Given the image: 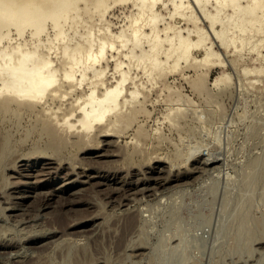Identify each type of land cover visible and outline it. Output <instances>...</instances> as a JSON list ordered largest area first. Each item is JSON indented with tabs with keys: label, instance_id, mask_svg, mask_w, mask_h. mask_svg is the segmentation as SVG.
<instances>
[{
	"label": "rangeland",
	"instance_id": "1",
	"mask_svg": "<svg viewBox=\"0 0 264 264\" xmlns=\"http://www.w3.org/2000/svg\"><path fill=\"white\" fill-rule=\"evenodd\" d=\"M132 10H134V12ZM131 12H133V13L131 14ZM135 12H136V10L134 9L132 4H128V5L127 4H123V5L117 4V5H113V7L106 14V20L107 21L109 20L108 22L100 21V18H98V16H95L94 17L95 19L93 18L94 20L89 19V16H85V18H87L86 20H90L89 21L90 22L89 27L91 26L90 28L94 29L95 32H97L98 34L100 33V32H98V30L100 29L99 27L101 26V29H102L107 25V23H112L113 24V26L111 25L112 30L114 32H119L123 27H125L129 23L130 17L133 14H135ZM164 13L167 15V11H164ZM167 20L171 21V19H169V17ZM176 21H179V20L177 19ZM51 25H52L51 22H49L48 23V31H47L48 33L43 35L44 40H46L49 35L51 38H54L55 31L51 27ZM70 25L67 26V29H68V31H72L69 33H72V35H73L74 30H73V28H70ZM80 29L79 30L81 33H84L87 30L86 26L84 27V25ZM12 33H13L12 38H14V39L12 40L11 44L12 43L16 44L20 41L24 43V40H26L25 42H27V43L29 42L28 46H30V47L33 46L35 38H32V36H31V29H29V28L26 29V32L24 34L25 37L24 36L20 37L17 34L15 29H14V31H12ZM79 38H80L79 35L76 36L77 40ZM216 46H217V44H216ZM217 49H219L220 52L227 54L225 49L222 50L219 46H217ZM262 49L263 48H261L260 51H263ZM233 50L234 49L232 48L230 51L231 53H229V55L228 54L226 55L227 60H232L235 58L238 60L237 64H240L239 66H243L245 64L249 65L250 67L260 66V62H259L260 60H257V59H259V55H258V52L256 50H251V49L245 50L244 56L242 59L240 58L239 55L233 53ZM113 53H115V55H117L116 52H109L108 53V58L110 60L112 59L111 55ZM194 53H195V55L197 53L196 56H198V57L203 56V54L201 52L199 53L198 51H195ZM54 55H56V54H52V57H53V59L56 60L57 57ZM58 64H60V61H58ZM182 66L183 67H181V69L179 71H177L176 73L175 72H172L171 74L168 73V76L162 78L161 81L159 80L158 82H160V84L159 85L157 84L156 86L151 85L152 84L151 81L149 79L147 80V77L144 76V71L142 69H137V68L133 69V75L137 76L138 82H143L144 86H146L145 89H148V90H145V89L143 90L145 95L148 97L147 101L149 103H147V102L145 103V106H147L148 108H146L144 106L145 110L146 109L147 110L145 112H141V115L138 113L139 115H137L135 117L136 119H134V122H132L131 126H129L130 128L129 129L124 128L122 131L123 133L122 132L118 133L120 137L116 136V137L106 138V137H99L98 136V138H97L96 135H95V137H93V135H92L90 139H85V141L86 140L87 141L83 142V144L85 143L86 147L85 146L83 147L82 146L83 144H81V145L76 144L75 141H72V140H75L76 138L73 136L70 137V135H66V134L62 135L64 138L63 144L59 145L57 143H53L51 141V139L48 138L49 137L48 134L44 131L42 132L43 122L46 120L49 122L53 121V113H51L53 111L51 109H53L54 111L57 110L59 105H61L60 101H54V102L50 101L47 104L45 102H42V104L36 105V108L34 109L35 112L34 111H30V112L28 111L27 112V110H22L23 112L22 111H19V112L10 111L8 113H0V169H2V171H3L2 172L0 170V190H1L0 191V214L2 212V214L0 215V225H1L0 226V237H2V239H0V246H1L0 247V255L2 254V252L7 253V254H5V256L4 255L0 256V260H2V262H3V263L0 262V264H91V263H89V260L92 261V263L94 261V264H102V263L105 264V262H106V264H109L110 262H111L110 264H113V263L116 264V262H119V261H120L119 262L120 264H127V261L129 264H135L134 260H136V262L138 261L137 264H149V263L153 264L151 262H155V264H160V261H161V264H169V263L170 264H185V263L188 264V262H191L193 260V258L197 263L200 262L201 264H203V261L207 260V261H205V264H210V262L211 263L214 262V258L217 259V257H218L217 254L218 255L221 254L220 258L218 257V259L216 260V261H219V264H223V262H224V264H227L226 261H228V264L236 263V261L238 259L241 260V263L238 261L237 264H264V238H263V241L261 239L263 236L262 234H264V230H263V228H264V197H263L264 196V192H263V190H264V179H263L264 178V162L262 160V159H264V155H263L264 154V88H260L258 90L257 88H253V86H249L248 84H246L245 81L243 82L244 86H243V83H242V85H239L240 83L237 82V81H239L238 80V72H237L235 67L228 66V68H227V67L215 66V67H212V70L210 69V72H209V74H210L209 75V88L211 90L210 93L212 92L211 93L212 96H213V94L215 95L213 97L215 99H213L212 97L208 96V93L207 94L206 93L201 94L198 91L195 92V90L192 89L193 87L191 86L192 81L195 78H197V76H198L197 74L202 73V71H204V70L197 69L195 66L190 65V64L189 65L183 64ZM114 70H115V64L111 60L110 70L108 71L109 72L108 79L110 82L112 80L114 81V77H115V74H114L115 71ZM225 70L230 71L234 75V84H233V86H231L232 88L231 87L228 89L226 88V90H227L226 91V90H220V89L212 87L211 83H210L211 80H214L218 75L223 73V71H225ZM139 79H140V81H139ZM189 83H191V84H189ZM168 85H170V86H168ZM241 86H243V87H241ZM155 87H157V88H155ZM150 88H152V89H150ZM163 88H166V89H163ZM82 89L77 90L76 94L81 95L83 93V91L87 92L89 90L87 83L83 85ZM149 89H150V91H149ZM179 90H181L180 91L181 94L186 96V100L188 101V103L192 102L191 106L181 105V102L175 101L177 99V94L179 93ZM174 91H175V94L177 91H178V93L175 95ZM220 91L222 93H220ZM223 91H225L226 93ZM171 92H173V93H171ZM171 96L174 99H171L170 98ZM149 97L151 99H149ZM207 97L209 98V100ZM67 98L68 99L63 101V103L65 104V106H64L65 110L68 109V107H70V103L72 100V97H67ZM210 98H212V99L210 100ZM140 100L142 101L143 97H141ZM172 100H174V101H172ZM66 102H68V103H66ZM54 103H55V105H54ZM194 104H195V106H193ZM42 106H45V107H42ZM48 107H50V108L52 107V108L48 109ZM64 107H62V111H64ZM169 108H172V109H169ZM176 108L182 109L184 113L189 114V115L184 116L185 115L184 114L183 115L184 117L180 116L179 118L181 120H179V118H177L176 119L177 124H176V122H173V124H172V121L167 118V115L169 113H171L172 111H174V112L178 111ZM184 108H186V110ZM197 108L201 111H199ZM42 109H44V110H42ZM190 109H191V111H190ZM194 109L196 111H198L197 114H196ZM189 111H190V113H189ZM207 111L211 112L212 115H210V113L207 114ZM214 111H216V113ZM191 112H192V114H191ZM143 114H146V115H143ZM218 114H219V116H218ZM50 115H52V116H50ZM199 115H202L204 117H202L200 119ZM192 116L194 118L197 117V119L194 120ZM214 116H216V118ZM221 117H222V119H221L222 122H220V120H218V118H221ZM184 118H189V119L185 120ZM209 118L210 119L212 118V119L210 120ZM191 119H193V120H191ZM204 119L209 120L208 122L212 125V128L210 127V124H208V122H206L207 120H205L203 122ZM224 119H226V123H225ZM230 120H231V122H230ZM215 121H217V122L219 121L220 123L216 124ZM178 122H179V124H178ZM203 123H205V126L203 125ZM228 124H229V128L227 129ZM141 125L144 126V128ZM172 125H174V126L172 127ZM184 125H188V126L184 127ZM201 125H203V126H201ZM189 126L191 127V129L194 126H196V128L192 129L193 131L191 132V129ZM182 127H184V128H182ZM140 128H141V132L143 131L142 129H145V131H147L148 133L146 132V134H144L145 132H142V133L139 132L140 130H138V129H140ZM198 128L202 129V130H199ZM215 128L217 130L216 132H215ZM169 129L174 133L170 132ZM179 129H181V130H179ZM182 129H184V130H182ZM211 129H213V130H211ZM125 130H127V131H125ZM159 130H162L163 132L159 133L158 132ZM194 130H195V133H197V135L192 134V133H194ZM198 130H199V132H198ZM232 130H233V135H232ZM137 131H138V133H137ZM177 131H180V133H177ZM223 131L225 133H223ZM93 132H94V130H92V134H93ZM217 132H218V135L221 139V141L220 140L219 141L222 144H220V142L218 140H216L215 134H217ZM219 132L221 133V136H220ZM135 133H136L137 137L136 136L134 137ZM185 133H187V134H185ZM207 133L208 134L212 133V135L211 134L208 135ZM139 134L140 135L142 134V136L140 137ZM147 134H148V136H146ZM179 134H180V136H179ZM198 134H199V136H198ZM144 135L146 136L145 139H144ZM158 135H159V137H158ZM226 135L229 137L231 136L230 141H229V137H226ZM149 136H150V138H149ZM208 136H209V138L207 139ZM211 136H213V137L211 138ZM222 136L224 137V139ZM162 137H164V139ZM166 137H167V139H166ZM182 137H183V139H182ZM191 137H192V139H191ZM69 138L71 141L69 140ZM107 139H109V140H107ZM157 139H160V140L158 141ZM222 139L224 141H222ZM114 140H116L115 141L116 145H111L114 143ZM139 140H140V142H139ZM190 140H192V142ZM91 141H93V142H91ZM94 141H96V142H94ZM99 141H101L100 142L101 145H99L100 144ZM107 141H108V143L111 141H113V142L110 144H107ZM134 141L135 142L137 141L139 143H135ZM199 141H202V143L207 142V144H209L210 142L213 143V145H214V143H216V144L213 147L212 145L210 146V144L209 145L201 144V142L199 143ZM70 142H73L74 147H71L73 145ZM90 142L92 143L91 144L92 146L94 145V146H97L98 148L94 147V149H93V147L90 145ZM144 142H146L145 145L143 144ZM196 142H198V143H196ZM69 143H70V145H69ZM87 143H89V144H87ZM94 143H96V144H94ZM64 144H67V146H64ZM138 144H141V145H138ZM188 144H190L194 147V148L192 147L193 151L188 150V149H191L189 146H187ZM195 144H197V145H195ZM118 145H120V146L118 147ZM202 145H204L203 147H205V146H207V147L205 149H202L203 148ZM53 146H55V148H58V150L55 151V148H53ZM61 146H63V147L61 148ZM103 146H104V149H103ZM199 146H200L202 152L200 150L198 151ZM145 147H147V150ZM208 147H209V149H207ZM84 149H86V150H84ZM113 149H115V151ZM216 149L219 150L218 151V152H220L219 154H217L218 152H216L217 151ZM220 149L221 150L223 149L222 152ZM41 150L43 151L44 154L46 151H47V153L50 152V154H47L49 157L46 156V154L44 155L41 152ZM121 150H123V151H121ZM136 150H141V151H137V152H139V153H137V152H135ZM143 150H146V152ZM226 150L229 153L225 152ZM33 151L36 152V154H35L36 156L34 155L35 152L32 153ZM51 151H52V153H51ZM100 151H102V152L107 151L108 153L114 152L115 154H117V152H118V154L116 156H111V157H97V153H99ZM184 151L186 152L185 155H184ZM196 151H198V152H196ZM124 152H126L127 154H125ZM134 152H135V154H134ZM181 152H182V154H181ZM208 152H209V155H208ZM30 153H32V154H30ZM37 153H38V155H37ZM149 153L151 155H149ZM175 153L177 154V156L175 155ZM191 153L192 154L194 153V154L191 155ZM214 153H215V155H214ZM222 153H223V155L221 156L220 154H222ZM140 154H141L142 158H141V156H139ZM178 154H179V156H178ZM212 154L215 157L217 156L216 160L214 159ZM27 155H29L31 157L30 158L29 157L24 158V156L27 157ZM58 155H59V159L57 158ZM170 155H171V157H170ZM187 155L188 156L191 155V156L186 158ZM22 156H23V159H22ZM39 156H41V157H39ZM51 156H53V158H56V159H53ZM129 156H131V157H129ZM149 156L151 158L153 157L152 158L153 161ZM158 157H161V158H158ZM166 157H168V158H166ZM95 158H97V159H95ZM145 158H147V160ZM191 158H192V161H191ZM209 158L212 160H215V161H212ZM220 158H222L223 160ZM255 158H256V160L261 158V161L259 159L260 165L258 166V164H257L254 167L256 169V172H255V169L253 168V164L249 165L250 163H253L256 161ZM107 159H108L109 163H108ZM111 159L113 161H111ZM130 159H131V161H130ZM133 159H134V161H132ZM159 159H161V160L159 161ZM163 159H164V161H163ZM167 159H169V161H167ZM177 159H178V161H177ZM179 159H181L182 161ZM17 160H19V161H17ZM59 160H60V162H59ZM144 160H146V161H144ZM76 161L78 163H75V166H74V162H76ZM122 161H125V162L123 163ZM202 161H204V162H202ZM222 161L225 163H223ZM47 162L52 163V164L48 165ZM71 162H72V164H71ZM89 162H90V164H89ZM116 162H117V164H115ZM205 162H208V163H205ZM16 163H17V165H16ZM140 163L142 164V166ZM174 164H176L177 166L176 165L174 166ZM229 164L231 166H229ZM81 165H82V168L90 169V170H88V173L95 176V178H91L90 182H86V183L81 182L80 183L79 180L81 177H80V175H78L80 177L79 178L77 176V173L82 170L80 168ZM134 165L136 167H134ZM143 165H145V166L143 167ZM170 165L172 167H170ZM194 165H195V167H194ZM223 165L227 166V167L225 168ZM52 166H54L55 168ZM197 166H198V168H197ZM220 166L221 167L223 166L222 169ZM248 166H251V168L250 167L248 168ZM104 167L106 168L107 171L104 170L105 169ZM122 167H123V170H121ZM214 167H215V169H214ZM217 167H219V170H216ZM5 168H6V170H5ZM15 168H16V170H15ZM56 168H58L57 169L58 171L56 170ZM115 168H118V171ZM160 168H162V169H160ZM192 168L197 173L192 171ZM209 168L211 169V171L208 170ZM22 169H24V171ZM99 169H101L102 171ZM119 169L121 170L120 172H119ZM125 169L127 171H125ZM139 169H140V171H139ZM17 170H19L20 172L18 173ZM108 170H110V171H108ZM201 170H203V171H201ZM252 170H254V171H252ZM46 171H47V173H46ZM208 171H210L211 173ZM31 172H32V174H31ZM250 172L252 173V176L255 175V177H252L251 175H249ZM50 173H51V175H50ZM168 173L170 176H168ZM244 173H247V176H245ZM1 174H4V175L2 176ZM22 174H25L24 175L25 177ZM113 174H114V177H113ZM133 174L135 175V177ZM199 174H201V175H199ZM208 174H210V175H208ZM212 174H213V176H212ZM26 175H32V177L26 178ZM138 175L140 178H138ZM161 175H163V177L166 176L167 178H165V177L163 178ZM248 175H249L250 183L247 182V181H249L247 179ZM9 176H11V177H9ZM69 176L71 177L70 182H73V185L67 187L64 185V183L66 182L65 179L68 178ZM194 176H196L197 178ZM214 176L215 177L217 176L216 177L217 179ZM261 176H262V178H261ZM20 177H22V178H20ZM64 177H66V178H64ZM124 177L125 178L127 177L126 180ZM156 177H157V179H156ZM250 177H252V178H250ZM9 178H11V179H9ZM42 178H44V179H42ZM54 178H56V179H54ZM128 178H130V179H128ZM143 178H145V179H143ZM169 178H172V179H169ZM194 178H196V179H194ZM2 179H3V181H2ZM86 179L87 178L84 177V179L82 178L81 181H88ZM133 179H134V181H133ZM137 179H139V182L136 183ZM244 179L246 181H244ZM4 180H6V181H4ZM16 180H17V182H15ZM194 180H196V181H194ZM25 181L27 183L28 182L29 183H28V185L23 186ZM31 181H33V182H31ZM37 181L39 183H36ZM166 181H169V182L165 185H161V183L164 184V182H166ZM226 181H228V182H226ZM10 182H12V183H10ZM195 182H198V183H195ZM16 183H18V184H16ZM108 183H110L109 184V190H111V191H108ZM111 183H112V185H111ZM123 183H125V184L123 185ZM13 184L14 185L16 184V185L13 186ZM32 184L35 186H32ZM8 185L11 188L8 187ZM170 185L173 188L170 189L169 188ZM245 185H249V187L248 186L245 187ZM16 186L19 188H16ZM144 186H145V189L143 188ZM262 186H263V189H262ZM12 187L15 189V192L12 189ZM82 188H84V190H82ZM139 188H141V189H139ZM151 188H153V189H151ZM184 188H185V190H183ZM117 189L120 190L121 192L118 191ZM143 189L145 190L144 193H143ZM172 189H173V191H172ZM112 190L117 191V192H114ZM125 190H127V191H125ZM140 190L142 193L140 192ZM19 191H21V192H19ZM156 191H157V193H156ZM159 191H161V192H159ZM8 192H9V194H7ZM40 192L42 194L44 192V194L43 195L38 194ZM76 192H78V193H76ZM131 192H132V194H131ZM134 192L136 193V195ZM173 192H175V194ZM262 192H263V194H262ZM36 193L38 195H35ZM49 193H51V194L53 193V194L50 195ZM129 193L131 195H133V193H134L133 196H136L135 197L136 199L133 196H131ZM11 194H12V196H11ZM23 194H27V195L25 196ZM57 194H59V195H57ZM6 195H10V198L9 197H7V198L9 199V201L11 200L12 202L11 201L7 202L8 200H6V198H5ZM18 195H20V196H18ZM34 195L37 197H35ZM144 195H145V197H144ZM149 195L151 196L152 199L149 198L150 197ZM170 195H171V197H170ZM182 195H183V197H181ZM118 196H120V198H117ZM121 196H123V199ZM153 196H155V198ZM129 197L130 198L133 197L135 199V201L131 200ZM127 198H129V199H127ZM171 198L174 199V200L172 199V202L170 200ZM113 199H115V200H113ZM121 199H122V201H121ZM150 199H151V201H150ZM166 200H168V201H166ZM49 201H51V202H49ZM71 201H73V203ZM173 201L176 204H173ZM74 202H75V204H74ZM259 202H260V204H259ZM1 203H2V205H1ZM3 203H6V204L8 203L7 207H6V204H3ZM10 203H11V205H10ZM45 203H46V205H45ZM70 203H72V204L70 205ZM106 203H108L109 205ZM118 203H120V204L118 205ZM157 203H160V205ZM168 203L170 205H168ZM13 204L14 205L16 204V205L14 206ZM92 204H93V206H92ZM112 204H114V205H112ZM162 204H165V206H162ZM250 204H252L251 205L252 208H250L251 206L249 207ZM4 205H5L6 210L3 211L2 208H4L3 207ZM63 205H65V206H63ZM253 205L254 206L259 205V207L253 208L254 207ZM11 206H12V208H11ZM151 206L153 209L151 208ZM242 206H244V208L248 209V210H243ZM14 207H16V208H14ZM19 207L20 208L22 207L23 209L22 208L20 209ZM7 208H9V210ZM25 208H27V210H29V208H30L29 215H28L29 211L27 212V210ZM114 208H116V209H114ZM160 208H162V210H160ZM38 209H39V211H38ZM142 209H143V211H142ZM156 209H158V210H156ZM136 210H137V212H136ZM150 211H152V212H150ZM154 211L157 212L158 216ZM23 212L24 213L27 212V214H24ZM96 212H99V214H100V212H103V214L106 213V215H102L104 217L99 216V215L97 216ZM139 212H140V214H139ZM161 212H163V213H161ZM3 213H4V215H3ZM34 213H35V215H34ZM39 213H42L43 215H41ZM131 213H133L132 216H130ZM149 213L152 215H149ZM13 214H15V215H13ZM126 214L130 217V219H129V217L126 216ZM134 214H135V218H132L134 216ZM144 214L146 215L145 218H144ZM164 214H166V215H164ZM260 214H261V216H260ZM24 215H25V217H24ZM38 215L40 217L36 218V217H38ZM94 215H96V217H94ZM136 215H139V217L138 216L136 217ZM241 215H243V217ZM250 215H252V217H250ZM149 216H151V219ZM152 216H153V220H154L153 223H152V221H153ZM220 216H222V218ZM4 217H6V218H4ZM22 217H24V218H22ZM107 217H109V218L107 219ZM110 217L112 220H110ZM116 217H118L119 219ZM125 217L129 221L126 220ZM140 217H141L142 221H141V219H138ZM253 217H256V220H255L256 224H254L255 221H253L254 220ZM28 218H29V220H28ZM40 218L43 220V223L45 225L42 223V220ZM44 218H45V220H44ZM81 218H83V221L80 222L79 220H81ZM242 218H244L245 221L242 220ZM3 219L5 221L7 219H9L10 221L8 222V220H7V223H6ZM19 219H23V220L19 221ZM38 219H40L41 222H40V220L37 221ZM74 219H76V221H78V222H76ZM105 219H107V220H105ZM121 219L123 220V222L121 221ZM133 219H136L138 223L136 222V220H133ZM145 219H146V221H145ZM148 219H150L149 222H148ZM229 219L234 220L235 223H234V221H232V222L228 221ZM25 220H28V221H25ZM101 220H103L104 222H102ZM217 220H218V223H217ZM258 220H260V222ZM261 220H262L263 224L261 223ZM34 221L39 222V223H36ZM72 221H73V223L75 222L73 226L71 223ZM105 221L107 222V224L105 223ZM132 221L133 222L135 221V222L133 223ZM163 221H164V224L161 223ZM210 221L212 222L211 226L209 224ZM240 221H241V223H240ZM21 222L22 223L24 222V223L22 224ZM30 222H31V224H28ZM139 222H140V224H139ZM145 222H146V225H145ZM147 222L150 223L149 225H151L152 227L148 226ZM214 222H215V225H214ZM229 222H231V224ZM243 222H244V225H246L247 223L249 224V225H246L247 229L243 228V225H242ZM257 222H259L258 226H257ZM2 223H3V226H2ZM126 223H128V224H126ZM131 223L133 225H131ZM33 224H35V225H33ZM104 224L108 225V227L105 226ZM158 224H159V226H158ZM27 225H31L32 228H30ZM43 225L45 227L46 226L47 227L45 228ZM92 225H95V226H92ZM206 225H208V227L212 228V232L215 230L213 232L212 236H211V234L208 233L211 231H208V227H206ZM225 225H227L228 227L229 226L232 227V225H234L233 228L237 227V228H241V229L239 231V229H237V228L236 229H233L230 227H229V229L228 228H226V229L221 228ZM255 225H256V227H253ZM262 225H263V227H260ZM41 226H42V228H41ZM96 226L98 227V229L96 228ZM134 226H136V228ZM227 226H225V227H227ZM12 227H14V229H12ZM17 227H18V229H17ZM35 227L38 229L36 230ZM53 227H56L57 231H60V230L61 231L57 232ZM64 227H66V228H64ZM248 227L250 230H252V232H249ZM6 228H11V229H8V232H7ZM23 228H24V231H23ZM27 228H29V229L27 230ZM39 228L41 230L44 229V232H43V230L41 231ZM91 228H93V229H91ZM153 228H155L156 230H154ZM211 228H209V230H211ZM255 228H256V230H255ZM258 228L260 230H257ZM45 229H47L48 231H51V230L52 231L51 232H48V231L45 232ZM89 229H91V230H89ZM121 229H123V231ZM203 229H205L206 231ZM25 230H26V233H25ZM32 230H35V231H32ZM175 230H177V231H175ZM182 230L185 232V234H182L183 233ZM243 230L245 233L243 232ZM245 230H247L248 232H246ZM253 230H254V232H256L257 235L256 234L254 235ZM262 230H263V233L259 232ZM21 231L24 233H21ZM148 231H149V233H148ZM171 231L172 232L175 231V233L171 234ZM199 231L201 232V234L203 233L205 235V237H203L204 235H200ZM228 231L230 233H228ZM9 232H12L13 235H11V233H9ZM14 232L17 233V236H16L17 239L14 237V235H16V233H14ZM33 232L38 233L37 236L35 234H33ZM52 232H54L55 234ZM70 232H72V233H70ZM134 232H136V233H134ZM137 232H138V234H137ZM5 233L8 236H6ZM7 233H9V234H7ZM27 233L29 235H26ZM40 233H43V234H40ZM92 233L93 234L95 233V237H94V235L90 236V234H92ZM177 233H178V235L173 236V234H177ZM205 233H208V234L206 235ZM214 233H215V235H214ZM225 233H227L228 236L224 235ZM237 233H238V235H237ZM246 233L248 234V236H252V237L248 239V236ZM249 233H251V234L253 233V234L250 235ZM44 234H45V238H44ZM61 234L63 237L60 236ZM67 234H69L70 237ZM85 234H86V236L84 238L80 237V236L83 237ZM127 234H129V235H127ZM141 234H143V235H141ZM196 234H199V236ZM219 234L220 235L223 234V236H225V238L223 240L225 242L221 241L222 237ZM230 234H233V235H230ZM3 235H5V237H8V238L6 240H3V239H5V237ZM32 235H34V236H32ZM51 235H54V236H51ZM145 235L147 238H144ZM167 235H168V237H167ZM193 235H196V239L198 241L195 239V237ZM213 235L215 237L216 236H219V237H217V239L214 240L215 237H213ZM48 236H50L52 240ZM77 236H79L81 239ZM126 236H127V238H125ZM171 236H172V238H170ZM206 236L211 237L210 242L208 241L209 238L206 239ZM231 236L235 240L238 239L237 241L239 243L237 244V241H236V243L231 242V241H233ZM253 236H256V237L254 238ZM22 237H23V239H22ZM122 237H124V238H122ZM174 237H175V239H174ZM200 237H201V239H200ZM228 237H230V239ZM234 237H236V238H234ZM243 237L245 238V240H243ZM246 237H247V239H246ZM12 238H15L14 241H16L17 243L16 242L13 243ZM28 238L30 240H27ZM55 238L56 239L60 238V239H58L59 241L58 240L56 241ZM168 238H170V239H168ZM226 238H228L229 240ZM256 238L258 240L261 239L262 242L260 243V240H259L260 244L257 243L258 240L256 241ZM115 239L117 240V242ZM145 239H147V240L145 242H143ZM252 239H254V242ZM49 240H50V242L53 241L52 242L53 247L51 246L52 244H50ZM122 240L124 242H122ZM140 240H141V242H140ZM171 240H173V241H171ZM204 240H206V242L208 241V244H206V245L209 247H212L211 244H214L213 248L208 249L207 247H204L205 246L204 245L205 243L203 244ZM31 241H35V242H31ZM47 241L50 245L47 243ZM85 241H87V242H85ZM125 241L127 244L125 243ZM177 241H178V243L176 244ZM227 241H229V243L230 242L233 243V245L229 244ZM249 241L252 243L256 242L257 244H252V243L250 244L249 243L247 245V243ZM18 242H22V243H18ZM81 242L83 245L81 244ZM138 242L140 243L139 245H141L143 243L145 245L143 244L141 246V248L138 249L137 247H140L139 245H137ZM242 242L244 243V245L241 244ZM3 243H4V245H3ZM44 243L46 244V246L48 245L47 248H49L45 252L43 250V248L45 249V247H46L45 245H43ZM131 243H134V245L137 249L133 248L134 245L131 246ZM217 243L223 245V247H221V245L216 246ZM5 244L7 246H5ZM9 244H10V246H9ZM26 244H28L29 246ZM79 244L82 247L81 246L77 247V245H79ZM146 244L148 245V247H146ZM70 245H73V246L71 247ZM170 245H173V246L176 245L175 247H177L178 245H181V247H178L177 249L174 248V250H172L173 251L172 252L170 250L172 249L173 246H170ZM249 245H251V248ZM30 246H32V247H30ZM33 246H36L37 249L41 250L40 255H39V253L36 254V252H38L39 250L34 249L36 247L33 248ZM38 246H41L42 249L39 248ZM190 246H191V248H190ZM232 246H233V248L236 247V249H233L231 251ZM11 247H14V248H11ZM185 247H187V249H189V250H187ZM17 248H19V250L22 253ZM32 248L34 249V251L33 250L31 251ZM114 248H115V250H114ZM128 248H130V249H128ZM169 248H170V250H169ZM195 248H197V249L195 250ZM199 248H200V250H199ZM205 248H207L208 250H206V251H209V252H206L204 250ZM245 248L250 249V251H248V250L246 251ZM15 250H17V251H15ZM29 250H30V253H29ZM175 250H176V252H175ZM185 250H187V252H185ZM211 250L213 252H210ZM8 251L11 253L9 254ZM13 251H15V252H13ZM117 251L119 254L117 253ZM130 251L132 253H130ZM17 252L20 254V257H19V254ZM188 252L190 254H188L186 256L183 254V253L187 254ZM203 252H205V253H203ZM215 252H216V254L213 255V253H215ZM222 252H223V254H222ZM229 252H231L232 258L230 257L231 254L230 255L228 254ZM129 253L130 254L135 253V254L131 255L129 257ZM139 253H140V255H139ZM142 253H143V256H142ZM150 253L152 254V257L150 256L151 255ZM192 253H193V255H192ZM194 253L196 255L197 254L198 255L196 256V255H194ZM226 253L228 254V256L225 255ZM30 254L31 255L33 254L31 259H30V257H31ZM98 254H100V255H98ZM103 254L109 255L108 256V257H110L109 263H107L108 260L105 259L108 257L105 255L103 256ZM111 254H113L112 257H111ZM115 254L117 256H115ZM120 254H123V256ZM145 254H146V256H145ZM205 254H209V255H205ZM6 255H8L7 258H6ZM34 255H36V257ZM126 255H128V256H126ZM182 255H183V257H182ZM199 255H200V257H199ZM212 255L217 256V257H213ZM12 256H13V258H12ZM91 256L93 259L91 258ZM98 256H99L98 260H100V261L97 260ZM101 256H103V257H101ZM124 256H126V257L124 258ZM133 256H135L136 258H139V257L140 258L136 259ZM149 256L151 257V259H150L151 261L149 260ZM184 256L187 257L188 260H190V261H188L187 259L185 260ZM189 256H191V257H189ZM203 256L209 257V258H207V259L203 258L204 259L203 260L202 259ZM225 256H226V258H225ZM94 257H96V258H94ZM131 257H133L134 259ZM146 257H148V258H146ZM169 257H171V258H169ZM228 257H229V259H228ZM233 257H234V259H233ZM241 257H242V259H241ZM102 258H104V259H102ZM111 258L113 260H111ZM123 258L125 261L124 260L121 261V259H123ZM176 258H177V260H175ZM7 259H8V262H7ZM127 259H129V260H127ZM168 259H170V261H168ZM172 259H174L175 262H173L174 260L172 261ZM211 259H212V261H211ZM225 259H226V261H225ZM230 259H231V261H230ZM4 260H6V261L4 262ZM142 260H143V262H142ZM220 260H222V261H220ZM119 263H117V264H119ZM215 263L218 264V262H215ZM190 264H193V261Z\"/></svg>",
	"mask_w": 264,
	"mask_h": 264
},
{
	"label": "bare ground",
	"instance_id": "2",
	"mask_svg": "<svg viewBox=\"0 0 264 264\" xmlns=\"http://www.w3.org/2000/svg\"><path fill=\"white\" fill-rule=\"evenodd\" d=\"M117 4H132L134 9L136 10L135 14H133L130 17L129 23L123 27L119 32H114L111 28V25L113 26L112 23H107V25L101 29V26L99 27L100 29L98 30V32H100L99 34L97 32H95L94 29L89 27V21L90 20H86L87 18H85V16H89V19H93L95 16H98V18H100V21H105L108 22L106 20V14L108 13V11L113 7V5H117ZM115 7V6H114ZM128 7V6H127ZM113 10V9H112ZM134 12V10H132ZM164 11H167V15L164 13ZM131 12V14L133 13ZM171 19V21H168L167 19ZM95 19V18H94ZM93 19V20H94ZM179 21H176V20ZM174 21V22H173ZM51 22V27L54 29L55 31V35L54 38H51L50 35L47 37L46 40L43 39V35L47 34L48 32V23ZM92 22V21H91ZM96 23V22H95ZM101 23V22H100ZM183 23V24H182ZM71 24V25H70ZM208 24V25H207ZM70 25V28H73L74 30V34L72 35V31H68L67 26ZM84 25V27L86 26L87 30L84 33L80 32V28ZM95 26V25H94ZM104 26V25H103ZM102 26V27H103ZM185 26V27H184ZM89 27V28H88ZM96 27V26H95ZM31 29V36L32 38H35L34 44L33 46H28V43L25 42L26 40H24L23 42H18L16 44H11L12 40L14 38H12V31H14V29L16 30L17 34L20 37H23L26 29ZM80 29V30H79ZM15 33V32H14ZM72 35V36H71ZM80 36V38L77 40L76 36ZM18 36V37H19ZM19 37V38H20ZM25 37V36H24ZM31 38V39H32ZM17 39V38H16ZM15 39V40H16ZM19 41V40H18ZM14 42V41H13ZM15 43V42H14ZM219 46L222 50L225 49L226 53L229 55V53H231V49L233 48V53L237 54L240 56V58L242 59L244 56V51L247 49H251V50H256L258 52L259 55V59L260 60V66H254V67H250L249 65L245 64L243 66H239L240 64H237V59H232V60H227L226 59V55L222 52L219 51V49H217V46ZM32 45V44H31ZM261 48H263V51H260ZM195 51H198L199 53L201 52L203 54L202 57H198L195 55ZM109 52H116L117 55H115V53H113L111 55V60L114 62L115 64V77H114V81L110 82L108 79V74H109V70H110V62L111 60L108 58V53ZM52 54H56L54 56H56V60L53 59ZM58 61H60V64H58ZM239 63V62H238ZM183 64H190L195 66L197 69L200 70H204L202 71V73L197 74V78H195L192 81V89L196 91H198L199 93H208L209 97H214L215 95L213 94V96L210 93V88H209V72L210 69L212 70V67L215 66H221V67H227L228 66H232L235 67L237 72H238V83H240L239 85H242V83L245 81L246 84H248L249 86H253V88H257L258 90L260 88H264V0H0V113H8L10 111H22V110H27V112L29 111H34V109L36 108V105L42 104V102H45L46 104L49 103L50 101H60L61 105H59V107L57 108V110H53L50 107H48V109H51L53 112V121L49 122V121H44L43 125H42V132H46L48 134V138L51 139V141L53 143H57L59 145L63 144L64 142V138H63V134L66 135H70L75 137V141L76 144H83V142H86L85 139H90L91 136L93 135V137H95V135L99 137H120L118 133H121L123 131L124 128H130L129 126H131L132 122H134V119H136L135 117L137 115H141V112H145V107L148 108L147 106H145V103H149L147 101L148 97L145 95L144 93V89L146 88V86H144L143 82H138V78L137 76L133 75V69L137 68V69H142L144 71V76L147 77V80L149 79L151 81V85L152 86H156L157 84L159 85L160 82H158L159 80L161 81L162 78L167 77L168 73L171 74L172 72H177L181 69V67H183ZM235 70V71H236ZM138 72V71H137ZM136 72V73H137ZM140 73V72H139ZM140 76V75H139ZM184 77V76H183ZM144 79V78H143ZM142 79V80H143ZM188 80V79H187ZM140 81V79H139ZM189 81V80H188ZM89 87V90L87 92L83 91V93L80 94H76L77 90L82 89L83 85L86 84ZM165 83V82H164ZM163 83V84H164ZM211 86L220 90H226V88H230L231 86H233L234 84V75L228 71L225 70L223 71V73H221L220 75H218L214 80H211ZM146 84V83H145ZM150 84V83H149ZM162 84V83H161ZM191 84V83H189ZM237 84V83H236ZM238 85V84H237ZM170 86V85H168ZM167 86V87H168ZM173 86V85H172ZM244 86V83H243ZM241 86V87H243ZM164 87V86H163ZM157 88V87H155ZM154 88V89H155ZM170 88V87H169ZM232 88V87H231ZM239 88V87H238ZM152 89V88H150ZM149 89V91H150ZM166 89V88H163ZM212 89V88H211ZM83 90V89H82ZM148 90V89H145ZM170 91V90H169ZM173 91V90H172ZM181 90H179L176 92L177 94V99L175 101L181 102V105H188L191 106L192 102L188 103V101L186 100V96L180 93ZM227 91V90H226ZM225 92V91H223ZM173 93V92H171ZM220 93H222L220 91ZM226 93V92H225ZM151 94V93H150ZM175 94V91H174ZM175 94V95H176ZM143 95V96H142ZM151 96V95H150ZM174 96V95H173ZM67 97H72L71 103H70V107H68V109L65 110V104L63 103V101H65L66 99H68ZM143 97V100L141 101L140 98ZM171 99H174L172 96L170 97ZM189 98V97H188ZM208 98V97H207ZM210 98V100L212 99ZM149 99H151L149 97ZM215 99V98H213ZM209 100V98H208ZM174 101V100H172ZM68 103V102H66ZM151 103V102H150ZM176 103V102H175ZM50 105V104H49ZM55 105V103H54ZM47 106V105H46ZM145 106V107H144ZM195 106V104L193 105ZM197 106V105H196ZM45 107V106H42ZM62 107H64V111H62ZM173 107V106H172ZM172 109V108H169ZM178 111H172L171 113H169L167 115V118L170 119L173 122H176L177 124V118H179L180 116L182 117L184 114V116H188L189 114H186L183 112L182 109L180 108H176ZM186 110V108H184ZM198 109V108H197ZM44 110V109H42ZM195 110V109H194ZM199 110V109H198ZM191 111V109H190ZM189 111V113H190ZM201 111V110H199ZM23 112V111H22ZM35 112V111H34ZM48 112V111H47ZM196 114L198 111H196ZM204 112V111H203ZM216 113V111H214ZM139 113V114H138ZM211 112L207 111V114ZM213 113V112H212ZM192 114V112H191ZM206 114V113H205ZM206 114V115H207ZM222 114V113H221ZM220 114V115H221ZM224 114V113H223ZM146 115V114H143ZM150 115V114H149ZM214 115V114H213ZM52 116V115H50ZM183 116V117H184ZM219 116V114H218ZM193 117V116H192ZM202 115H199V118L201 119ZM207 117V116H206ZM210 117V116H209ZM216 118V116H214ZM224 117V116H223ZM45 118V117H44ZM185 120L189 119V118H184ZM193 119H197V117H193ZM191 119V120H193ZM210 119V118H209ZM212 119V118H211ZM210 119V120H211ZM221 118H218V120L221 121ZM42 120V119H41ZM169 120V121H170ZM179 120H181L179 118ZM183 120V119H182ZM207 120L206 122H208V119H204L203 122ZM225 123H226V119ZM105 121V122H104ZM200 121V120H199ZM211 122V121H210ZM216 124L220 123L219 121H215ZM231 122V120H230ZM191 123V122H190ZM200 123V122H199ZM224 123V122H223ZM134 124V123H133ZM175 124V125H176ZM179 124V122H178ZM187 124V123H186ZM189 124V123H188ZM208 124H210L208 122ZM203 125L205 126V123H203ZM201 125V126H203ZM220 125V124H219ZM142 126V125H141ZM174 125H172L173 127ZM179 126V125H178ZM188 126V125H184ZM193 126V125H192ZM226 126V125H225ZM224 126V127H225ZM133 127V126H132ZM144 128V126H142ZM182 127V128H184ZM190 127V126H189ZM210 127L212 128V125L210 124ZM217 127V126H216ZM220 127V126H219ZM138 128V127H137ZM196 126H194L192 129H195ZM205 128V127H204ZM203 128V129H204ZM229 128V124L227 125V129ZM161 129V128H160ZM171 129V128H170ZM169 129V130H170ZM178 129V128H177ZM191 129V127H190ZM191 129V132L193 131ZM199 129V128H198ZM92 130H94L93 134H92ZM137 130V129H136ZM140 130L139 132H141V128L138 129ZM142 132H145L144 134H146L147 131H145V129H142ZM181 130V129H179ZM184 130V129H182ZM187 130V129H186ZM185 130V131H186ZM202 130V129H199ZM198 130V132H199ZM213 130V129H211ZM224 130V129H223ZM127 131V130H125ZM188 131V130H187ZM207 131V130H206ZM216 128H215V132H216ZM222 131V130H221ZM141 132V133H142ZM163 132L162 130L158 131ZM170 132H172L170 130ZM184 132V131H183ZM211 132V131H210ZM123 133V132H122ZM125 133V132H124ZM138 133V131H137ZM148 133V132H147ZM174 133V132H172ZM177 133H180V131H177ZM190 133V132H189ZM220 133V132H219ZM223 133H225L223 131ZM118 134V135H117ZM187 134V133H185ZM193 135H197V133H192ZM206 134V133H205ZM208 134V133H207ZM212 135V133H210ZM208 134V135H210ZM121 135V134H120ZM164 135V134H163ZM203 135V134H202ZM216 136V140H220V137L217 134H215ZM232 135H233V130H232ZM136 136V133L134 135V137ZM139 136L141 137L142 134ZM148 136V134L146 135ZM144 135V139L146 137ZM180 136V134H179ZM199 136V134H198ZM221 136V133H220ZM137 137V136H136ZM139 137V138H140ZM159 137V135H158ZM161 137V136H160ZM190 137V136H189ZM193 137V136H192ZM191 137V139H192ZM197 137V136H196ZM213 136H211L212 138ZM223 137V136H222ZM226 137H229L226 135ZM231 137V136H230ZM230 137H229V141H230ZM233 137V136H232ZM150 138V136H149ZM164 139V137H162ZM186 138V137H185ZM209 138V136L207 137V139ZM210 138V139H211ZM94 139V138H93ZM119 139V138H118ZM117 139V140H118ZM138 139V138H137ZM143 139V140H144ZM148 139V138H147ZM146 139V140H147ZM167 139V137H166ZM183 139V137H182ZM224 139V137H223ZM222 139V141H224ZM227 139V138H226ZM70 140V138H69ZM109 140V139H107ZM158 141L160 139H157ZM203 140V139H202ZM71 141V140H70ZM116 140H114V143L111 145H116ZM162 141V140H161ZM160 141V142H161ZM192 142V140H190ZM204 141V140H203ZM219 141V142H220ZM93 142V141H91ZM90 142V145L92 144ZM96 142V141H94ZM101 141H99L100 143ZM113 141L109 142L107 141V144L112 143ZM118 142V141H117ZM135 142V141H134ZM140 142V140H139ZM139 142H135V143H139ZM183 142V141H182ZM201 142V144H207L206 143H202V141H199V143ZM74 147L73 142H70ZM69 143V145H70ZM98 143V142H97ZM120 143V142H119ZM198 143V142H196ZM230 143V142H229ZM89 144V143H87ZM96 144V143H94ZM144 145L146 144V142L143 143ZM187 144V143H186ZM210 146L212 145L213 147L215 146L216 143H209ZM207 144V145H209ZM220 144H222L220 142ZM101 145V143L99 144ZM141 145V144H138ZM137 145V146H138ZM197 145V144H195ZM228 145V144H227ZM231 145V144H230ZM64 146H67V144H64ZM83 147L85 145V143L82 145ZM92 146V145H91ZM120 145H118L119 147ZM136 146V145H135ZM152 146V145H151ZM187 146H189L191 149L188 150H192V145L188 144ZM204 145H202L203 147ZM223 146V145H222ZM221 146V147H222ZM63 146H61L62 148ZM93 149L98 148L97 146H92ZM100 147V146H99ZM102 147V146H101ZM139 147V146H138ZM142 147V146H141ZM207 146L203 147L202 149H205ZM52 148V147H51ZM53 148H55V146H53ZM147 150V147H145ZM194 148V147H193ZM104 149V146H103ZM106 149V148H105ZM109 149V148H108ZM119 149V148H118ZM140 149V148H139ZM209 149V147L207 148ZM224 149V148H223ZM222 149V150H223ZM226 149V148H225ZM228 149V148H227ZM51 150V149H50ZM58 148H55V151H57ZM60 150V149H59ZM86 150V149H84ZM96 150V149H95ZM115 151V149H113ZM146 150H143L146 152ZM196 150V149H195ZM194 150V151H195ZM201 151V148L199 146L198 151ZM218 152L219 150L216 149ZM221 150V149H220ZM221 150V152H222ZM40 151V150H39ZM46 151V150H45ZM94 151V150H93ZM110 151V150H109ZM123 151V150H121ZM133 151V150H132ZM137 151H141V150H136ZM142 151V152H143ZM149 151V150H148ZM157 151V150H156ZM181 151V150H180ZM196 151V152H198ZM214 151V150H213ZM35 151H33L32 153H34ZM41 152L43 153V151L41 150ZM59 152V151H58ZM57 152V153H58ZM80 152V151H79ZM134 152V154H135ZM202 152V151H201ZM227 152V150L225 151ZM30 153V154H32ZM39 153V152H38ZM37 153V155H38ZM52 153V151H51ZM125 154H127L126 152H124ZM139 153V152H137ZM136 153V154H137ZM185 151H184V155H185ZM213 153V152H212ZM220 152H218L217 154H219ZM229 153V152H227ZM36 154V152L34 153V155ZM44 154V153H43ZM42 154V155H43ZM46 156H48L47 151L45 152ZM44 154V155H45ZM118 154V152H117ZM117 154H115L114 152L108 153L107 151H100L99 153H97V157H111V156H116ZM121 154V153H120ZM143 154V153H142ZM182 154V152H181ZM194 154V153H193ZM191 153V155H193ZM95 155V154H94ZM149 155H151L149 153ZM154 155V154H153ZM175 155L177 156V154L175 153ZM190 155V156H191ZM202 155V154H201ZM209 155V152H208ZM213 155V154H212ZM215 155V153H214ZM213 155L214 159L216 160V157ZM221 156L223 155L220 154ZM264 155V154H263ZM36 156V155H35ZM54 156V155H53ZM53 156H51L53 158ZM124 156V155H123ZM135 156V155H134ZM141 156V154L139 155ZM179 156V154H178ZM181 156V155H180ZM187 155L186 158L190 157ZM198 156V155H197ZM196 156V157H197ZM200 156V155H199ZM220 156V157H221ZM261 156V155H260ZM30 158L31 156L27 155L24 156V158ZM41 157V156H39ZM49 157V156H48ZM50 157V158H51ZM120 157V156H119ZM131 157V156H129ZM150 157V156H149ZM155 157V156H154ZM169 157V156H168ZM166 157V158H168ZM171 157V155H170ZM195 157V156H194ZM202 157V156H201ZM212 157V156H211ZM210 157V158H211ZM17 158V157H16ZM57 158L59 159V155L57 156ZM63 158V157H62ZM87 158V157H86ZM90 158V157H89ZM118 158V157H117ZM133 158V157H132ZM139 158V157H138ZM142 158V156H141ZM151 158V157H150ZM153 158V157H152ZM151 158V159H152ZM156 158V157H155ZM161 158V157H158ZM165 158V159H166ZM179 158V157H178ZM207 158V157H206ZM209 158V159H210ZM223 158V157H222ZM220 158V159H222ZM23 159V156H22ZM40 159V158H39ZM56 159V158H53ZM65 159V158H64ZM97 159V158H95ZM125 159V158H124ZM123 159V160H124ZM128 159V158H127ZM147 160V158H145ZM171 159V158H170ZM182 159V158H181ZM179 159V160H181ZM185 159V158H184ZM196 159V158H195ZM208 159V158H207ZM226 159V158H225ZM261 161V158H259ZM259 159L256 160L255 158V162L250 163L249 165L253 164V168L258 164H259ZM29 160V159H28ZM81 160V159H80ZM144 160V161H146ZM161 159H159L160 161ZM206 160V159H205ZM204 160V161H205ZM212 160V159H210ZM212 160V161H215ZM219 160V159H218ZM223 160V159H222ZM264 162V159H262ZM19 161V160H17ZM16 161V162H17ZM22 161V160H21ZM93 161V160H92ZM108 161V159H107ZM111 161H113L111 159ZM131 161V159H130ZM134 161V159L132 160ZM142 161V160H141ZM153 161V159H152ZM164 161V159H163ZM167 161H169V159H167ZM174 161V160H173ZM176 161V160H175ZM178 161V159H177ZM182 161V160H181ZM187 161V160H186ZM190 161V160H189ZM188 161V162H189ZM192 161V158H191ZM198 161V160H197ZM202 161V162H204ZM46 162V161H45ZM50 162V161H49ZM60 162V160H59ZM63 162V161H62ZM106 162V161H105ZM123 163L125 161H122ZM201 162V163H202ZM223 162V161H222ZM221 162V163H222ZM48 163V162H47ZM75 163H78L77 161L74 162V166ZM109 163V161H108ZM114 163V162H113ZM176 163V162H175ZM187 163V162H186ZM185 163V164H186ZM208 163V162H205ZM220 163V162H219ZM225 163V162H223ZM261 163V162H260ZM21 164V163H20ZM25 164V163H24ZM52 163H48V165H50ZM58 164V163H57ZM63 164V163H62ZM72 164V162H71ZM90 164V162H89ZM117 164V162L115 163ZM134 164V163H133ZM141 164V163H140ZM149 164V163H148ZM168 164V163H167ZM171 164V163H170ZM188 164V163H187ZM186 164V165H187ZM210 164V163H209ZM17 165V163H16ZM31 165V164H30ZM68 165V164H67ZM128 165V164H127ZM147 165V164H146ZM151 165V164H150ZM176 164H174L175 166ZM182 165V164H181ZM262 165V164H261ZM57 166V165H56ZM59 166V165H58ZM88 166V165H87ZM132 166V165H131ZM142 166V164H141ZM145 165H143L144 167ZM177 166V165H176ZM192 166V165H191ZM217 166V165H216ZM224 166V165H223ZM222 166V167H223ZM229 166H231L229 164ZM15 167V166H14ZM21 167V166H20ZM19 167V168H20ZM54 167V166H52ZM68 167V166H67ZM66 167V168H67ZM120 167V166H119ZM129 167V166H128ZM134 167H136L134 165ZM133 167V168H134ZM151 167V166H150ZM160 167V166H159ZM162 167V166H161ZM170 167H172L170 165ZM180 167V166H179ZM183 167V166H182ZM193 167V166H192ZM195 167V165H194ZM204 167V166H203ZM206 167V166H205ZM221 167V166H220ZM221 167V169H222ZM225 168L227 166H224ZM251 168V166H248V168ZM4 168V167H3ZM18 168V169H19ZM44 168V167H43ZM55 168V167H54ZM53 168V169H54ZM60 168V167H59ZM76 168V167H75ZM74 168V169H75ZM79 168V167H78ZM82 170L80 172L77 173V176L80 175V183H86V182H90L91 178H95V176H93L92 174L88 173V170L90 169H86V168H82V165L80 167ZM90 168V167H89ZM94 168V167H93ZM105 168V167H104ZM113 168V167H112ZM147 168V167H146ZM167 168V167H166ZM165 168V169H166ZM177 168V167H176ZM198 168V166H197ZM252 168V169H253ZM12 169V168H11ZM42 169V168H41ZM58 168H56L57 170ZM77 169V168H76ZM92 169V168H91ZM96 169V168H95ZM94 169V170H95ZM110 169V168H109ZM118 171V168H115ZM143 169V168H142ZM151 169V168H150ZM162 169V168H160ZM206 169V168H205ZM215 169V167H214ZM255 169V168H254ZM2 171V169H0ZM6 170V168H5ZM16 170V168H15ZM24 171V169H22ZM36 170V169H35ZM68 170V169H67ZM101 170V169H99ZM106 170V168L104 169ZM113 170V169H112ZM123 170V167L122 169ZM119 169V172L121 171ZM178 170V169H177ZM184 170V169H183ZM204 170V169H203ZM201 170V171H203ZM208 170L211 171V169L209 168ZM216 170H219V167H217ZM9 171V170H8ZM58 171V170H57ZM69 171V170H68ZM102 171V170H101ZM107 171V170H106ZM110 171V170H108ZM125 171H127L125 169ZM130 171V170H129ZM140 171V169H139ZM192 171L196 172L195 170ZM198 171V170H197ZM208 171V172H210ZM214 171V170H213ZM225 171V170H224ZM254 171V170H252ZM3 172V171H2ZM17 172L19 173L20 171L17 170ZM22 172V171H21ZM40 172V171H39ZM51 172V171H50ZM94 172V171H93ZM114 172V171H113ZM133 172V171H132ZM162 172V171H161ZM183 172V171H182ZM188 172V171H187ZM186 172V173H187ZM248 172V171H247ZM256 172V169H255ZM36 173V172H35ZM47 173V171H46ZM45 173V174H46ZM97 173V172H96ZM99 173V172H98ZM180 173V172H179ZM197 173V172H196ZM203 173V172H202ZM207 173V172H206ZM211 173V172H210ZM251 173V172H250ZM249 175L252 176V173ZM30 174V173H29ZM32 174V172H31ZM57 174V173H56ZM68 174V173H67ZM70 174V173H69ZM109 174V173H108ZM130 174V173H129ZM172 174V173H171ZM181 174V173H180ZM191 174V173H190ZM228 174V173H227ZM226 174V175H227ZM2 176L4 174H1ZM23 176L25 174H22ZM43 175V174H42ZM51 175V173H50ZM95 175V174H94ZM134 175V174H133ZM201 175V174H199ZM210 175V174H208ZM216 175V174H215ZM245 176H247V173H244ZM249 175H248V180H249ZM14 176V175H13ZM16 176V175H15ZM37 176V175H36ZM39 176V175H38ZM56 176V175H55ZM61 176V175H60ZM97 176V175H96ZM100 176V175H99ZM124 176V175H123ZM128 176V175H127ZM163 177V175H161ZM168 176L169 173H168ZM177 176V175H176ZM213 176V174H212ZM11 177V176H9ZM25 177V176H24ZM30 178L32 177V175H26V178ZM63 177V176H62ZM84 177H86L88 181H81V179ZM114 177V174H113ZM129 177V176H128ZM135 177V175H134ZM146 177V176H145ZM155 177V176H154ZM165 178H167L166 176H164ZM163 177V178H164ZM196 177V176H194ZM204 177V176H203ZM215 177V176H214ZM217 177V176H216ZM215 177V178H216ZM252 177H255V175H253ZM250 177V178H252ZM13 178V177H12ZM16 178V177H15ZM22 178V177H20ZM47 178V177H46ZM50 178V177H49ZM60 178V177H59ZM66 178V177H64ZM98 178V177H97ZM105 178V177H104ZM125 178V177H124ZM127 178V177H126ZM125 178V180H126ZM138 178L139 175H138ZM162 178V179H163ZM197 178V177H196ZM194 178V179H196ZM202 178V177H201ZM213 178V177H212ZM244 178V177H243ZM260 178V177H259ZM262 178V176H261ZM7 179V178H6ZM11 179V178H9ZM8 179V180H9ZM44 179V178H42ZM41 179V180H42ZM56 179V178H54ZM71 177L69 176L68 178L65 179V183L64 185L69 187L73 185V182H70ZM76 179V178H75ZM101 179V178H100ZM108 179V178H107ZM123 179V178H122ZM130 179V178H128ZM145 179V178H143ZM142 179V180H143ZM157 179V177H156ZM172 179V178H169ZM217 179V178H216ZM264 179V178H263ZM262 179V180H263ZM39 180V179H38ZM68 180V181H67ZM117 180V179H116ZM141 180V179H140ZM178 180V179H177ZM189 180V179H188ZM187 180V181H188ZM260 180V179H259ZM3 181V179H2ZM6 181V180H4ZM20 181V180H19ZM57 181V180H56ZM59 181V180H58ZM119 181V180H118ZM134 181V179H133ZM147 181V180H146ZM150 181V180H149ZM196 181V180H194ZM244 181H246L244 179ZM17 182V180L15 181ZM33 182V181H31ZM35 182V181H34ZM76 182V181H75ZM139 182V179L136 180V183ZM169 181L164 182V184L161 183V185H165L167 184ZM174 182V181H173ZM199 182V181H198ZM195 182V183H198ZM228 182V181H226ZM248 183H250V180L247 181ZM246 182V183H247ZM5 183V182H4ZM12 183V182H10ZM29 183V182H28ZM28 183L25 181L24 185H28ZM36 183H39L38 181ZM35 183V184H36ZM41 183V182H40ZM55 183V182H54ZM98 183V182H97ZM102 183V182H101ZM106 183V182H105ZM182 183V182H181ZM192 183V182H191ZM9 184V183H8ZM18 184V183H16ZM15 184V185H16ZM76 184V183H75ZM104 184V183H103ZM109 184L108 183V191L109 190ZM118 184V183H117ZM125 183H123L124 185ZM131 184V183H130ZM155 184V183H154ZM180 184V183H179ZM13 184V186H15ZM22 185V184H21ZM112 185V183H111ZM122 185V186H123ZM147 185V184H146ZM175 185V184H174ZM191 185V184H190ZM18 186V185H17ZM16 188H19L17 187ZM30 186V185H29ZM32 186H35L32 184ZM92 186V185H91ZM154 186V185H153ZM183 186V185H182ZM185 186V185H184ZM249 185H245V187ZM251 186V185H250ZM8 187H10L8 185ZM118 187V186H117ZM138 187V186H137ZM147 187V186H146ZM151 187V186H150ZM191 187V186H190ZM11 188V187H10ZM36 188V187H35ZM85 188V187H84ZM84 188H82V190H84ZM145 189V186L143 187ZM155 188V187H154ZM160 188V187H159ZM170 189L173 188L169 187ZM4 189V188H3ZM2 189V190H3ZM12 189L15 192V189L12 187ZM31 189V188H30ZM33 189V188H32ZM56 189V188H55ZM120 189V188H119ZM135 189V188H134ZM141 189V188H139ZM143 189V193L144 190ZM153 189V188H151ZM158 189V188H157ZM263 189V186H262ZM36 190V189H35ZM49 190V189H48ZM80 190V189H79ZM118 190V189H117ZM121 190V189H120ZM118 190V191H120ZM149 190V189H148ZM166 190V189H165ZM179 190V189H178ZM185 190V188L183 189ZM1 191V190H0ZM7 191V190H6ZM31 191V190H30ZM52 191V190H51ZM50 191V192H51ZM61 191V190H60ZM73 191V190H72ZM76 191V190H75ZM81 191V190H80ZM114 191V190H112ZM127 191V190H125ZM132 191V190H131ZM135 191V190H134ZM139 191V190H138ZM173 191V189H172ZM177 191V190H176ZM10 192V191H9ZM9 192L7 194H9ZM12 192V191H11ZM21 192V191H19ZM28 192V191H27ZM45 192V191H44ZM43 192V194H44ZM53 192V191H52ZM117 192V191H114ZM121 192V191H120ZM141 192V190H140ZM161 192V191H159ZM186 192V191H185ZM264 192V190H263ZM262 192V194H263ZM17 193V192H16ZM24 193V192H23ZM78 193V192H76ZM111 193V192H110ZM135 193V192H134ZM133 193V195H134ZM142 193V192H141ZM153 193V192H152ZM151 193V194H152ZM155 193V192H154ZM157 193V191H156ZM168 193V192H167ZM166 193V194H167ZM171 193V192H170ZM175 194V192H173ZM187 193V192H186ZM21 194V193H20ZM38 194H42L41 192ZM37 193L35 195H38ZM42 194V195H43ZM48 194V193H47ZM50 195H52L51 193H49ZM67 194V193H66ZM71 194V193H70ZM113 194V193H112ZM130 194V193H129ZM132 194V192H131ZM130 194V195H131ZM147 194V193H146ZM161 194V193H160ZM165 194V195H166ZM14 195V194H13ZM23 195H27V194H23ZM31 195V194H30ZM34 195V196H35ZM46 195V194H45ZM59 195V194H57ZM120 195V194H119ZM131 195V196H133ZM136 195V193H135ZM140 195V194H139ZM153 195V194H152ZM159 195V194H158ZM12 196V194H11ZM16 196V195H15ZM20 196V195H18ZM61 196V195H60ZM110 196V195H109ZM128 196V195H127ZM150 196V195H149ZM10 195H6L5 198L6 200H8L7 202H10L9 199ZM28 197V196H27ZM37 197V196H35ZM108 197V196H107ZM106 197V198H107ZM116 197V196H115ZM123 199V196H121ZM134 198L136 196H133ZM132 197V198H133ZM145 197V195H144ZM143 197V198H144ZM155 198V196H153ZM166 197V196H165ZM168 197V196H167ZM171 197V195H170ZM183 197V195L181 196ZM264 197V196H263ZM12 198V197H11ZM61 198V197H60ZM59 198V199H60ZM63 198V197H62ZM113 198V197H112ZM117 198H120V196H118ZM125 198V197H124ZM130 198V197H129ZM127 198V199H129ZM130 198L131 200L135 199ZM151 198V196L149 197ZM179 198V197H178ZM40 199V198H39ZM43 199V198H42ZM121 199V201H122ZM152 199V198H151ZM150 199V201H151ZM171 198V202H172ZM5 200V199H4ZM17 200V199H16ZM71 200V199H70ZM112 200V199H111ZM110 200V201H111ZM115 200V199H113ZM117 200V199H116ZM174 200V199H173ZM178 200V199H177ZM2 201V200H1ZM44 201V200H43ZM42 201V202H43ZM130 201V200H129ZM128 201V202H129ZM149 201V202H150ZM168 201V200H166ZM5 202V201H4ZM12 202V201H11ZM14 202V201H13ZM51 202V201H49ZM73 203V201H71ZM82 202V201H81ZM106 202V201H105ZM133 202V201H132ZM137 202V201H136ZM142 202V201H141ZM144 202V201H143ZM160 202V201H159ZM70 203V205L72 204ZM92 203V202H91ZM116 203V202H115ZM114 203V204H115ZM123 203V202H122ZM6 204V203H3ZM65 204V203H64ZM75 204V202H74ZM108 204V203H106ZM112 204V205H114ZM120 203H118L119 205ZM131 204V203H130ZM129 204V205H130ZM160 205V203H157ZM173 204H176L173 201ZM253 204V203H252ZM250 204L249 207L252 205ZM260 204V202H259ZM2 205V203H1ZM8 203L6 204L7 207ZM11 205V203H10ZM14 205V204H13ZM12 205V206H13ZM16 205V204H15ZM14 205V206H15ZM21 205V204H20ZM41 205V204H40ZM46 205V203H45ZM48 205V204H47ZM66 205V204H65ZM63 205V206H65ZM109 205V204H108ZM124 205V204H123ZM168 205H170L168 203ZM11 206V208H12ZM28 206V205H27ZM93 206V204H92ZM162 206H165V204H162ZM254 206V205H253ZM4 208H2V210H6L5 205L3 206ZM47 207V206H46ZM49 207V206H48ZM107 207V206H106ZM109 207V206H108ZM116 207V206H115ZM121 207V206H120ZM127 207V206H126ZM255 207H259L258 206H254ZM16 208V207H14ZM20 208V207H19ZM22 208V207H21ZM20 208V209H21ZM152 208V206H151ZM243 210H248L245 209L244 206H242ZM252 208V206L250 207ZM9 210V208H7ZM23 209V208H22ZM27 210V208H25ZM103 209V208H102ZM111 209V208H110ZM116 209V208H114ZM153 209V208H152ZM222 209V208H221ZM158 210V209H156ZM160 210H162V208H160ZM242 210V211H243ZM29 211V212H28ZM39 211V209H38ZM111 211V210H110ZM143 211V209H142ZM21 212V211H20ZM28 215L30 213V208L29 210H27ZM24 213V214H27ZM95 212V211H94ZM115 212V211H114ZM117 212V211H116ZM132 212V211H131ZM137 212V210H136ZM152 212V211H150ZM155 212V211H154ZM159 212V211H158ZM165 212V211H164ZM130 213V212H129ZM157 214V212H155ZM163 213V212H161ZM2 214V212H1ZM0 214V215H1ZM7 214V213H6ZM19 214V213H18ZM17 214V215H18ZM21 214V213H20ZM38 214V213H37ZM41 215H43L42 213H39ZM117 214V213H116ZM133 213H131L130 216H132ZM140 214V212H139ZM242 214V213H241ZM246 214V213H245ZM4 215V213H3ZM15 215V214H13ZM23 215V214H22ZM33 215V214H32ZM35 215V213H34ZM96 215L98 216H102V215H106L103 214V212H96ZM96 215H94V217H96ZM111 215V214H110ZM113 215V214H112ZM142 215V214H141ZM149 215H152L149 213ZM166 215V214H164ZM263 215V214H262ZM37 216V215H36ZM124 216V215H123ZM127 217H129L126 214ZM139 217V215H136V217ZM154 216V215H153ZM153 216H152V220H153ZM158 216V214H157ZM243 217V215H241ZM261 216V214H260ZM8 217V216H7ZM12 217V216H11ZM25 217V215H24ZM22 217V218H24ZM28 217V216H27ZM40 216L38 215L39 218ZM42 217V216H41ZM46 217V216H45ZM104 217V216H102ZM146 217V215L144 214V218ZM151 219V216H149ZM222 218V216H220ZM250 217H252V215H250ZM6 218V217H4ZM35 218V219H36ZM91 218V217H90ZM93 218V217H92ZM109 217H107L108 219ZM118 218V217H116ZM132 218H135V214ZM164 218V217H163ZM33 219V218H32ZM41 219V218H40ZM40 219H38L37 221H39ZM89 219V218H88ZM105 219V220H107ZM114 219V218H113ZM119 219V218H118ZM126 219V217H125ZM130 219V217H129ZM138 219H141L138 218ZM150 219H148V222L150 221ZM253 221L256 220V217H253ZM2 220V219H1ZM4 220V219H3ZM8 222L10 221L9 219H7ZM7 220L5 221L7 223ZM23 220V219H19ZM29 220V218H28ZM25 220V221H28ZM42 220V219H41ZM40 220V222H41ZM45 220V218H44ZM76 221V219H74ZM85 220V219H84ZM110 220L111 217H110ZM128 220V219H126ZM136 220V219H133ZM241 220V219H240ZM242 220L245 221L244 218H242ZM16 221V220H15ZM80 222L83 221V218H81V220H79ZM102 222H104L103 220H101ZM121 221L123 222V220L121 219ZM129 221V220H128ZM139 221V220H138ZM142 221V219H141ZM146 221V219H145ZM165 221V220H164ZM164 221L161 222L164 224ZM228 221H234L229 219ZM260 222V220H258ZM14 222V221H13ZM36 222V221H34ZM78 222V221H76ZM79 222V223H80ZM133 222V221H132ZM135 222V221H134ZM133 222V223H134ZM137 222V220H136ZM147 222V223H148ZM154 222V220L152 221V223ZM216 222V221H215ZM214 222V225H215ZM231 222H229L231 224ZM259 222H257V226L259 224ZM4 223V222H3ZM2 223V226H3ZM12 223V222H11ZM22 223V222H21ZM24 223V222H23ZM22 223V224H23ZM27 223V222H26ZM25 223V224H26ZM39 223V222H36ZM43 223V220H42ZM72 226L74 225L73 221L71 222ZM100 223V222H99ZM98 223V224H99ZM105 223L107 224V222L105 221ZM109 223V222H108ZM138 223V222H137ZM211 221H210V226H211ZM218 223V220H217ZM235 223V221H234ZM241 223V221H240ZM262 223V220H261ZM15 224V223H14ZM28 224H31L28 223ZM44 224V223H43ZM97 224V225H98ZM128 224V223H126ZM140 224V222H139ZM150 223H148V226L152 227L151 225H149ZM222 224V223H221ZM220 224V225H221ZM254 224H256V221L254 222ZM263 224V223H262ZM35 225V224H33ZM45 225V224H44ZM43 225V226H44ZM101 225V224H100ZM105 225V224H104ZM131 225H133L131 223ZM146 225V222H145ZM154 225V224H153ZM161 225V224H160ZM217 225V224H216ZM223 225V224H222ZM243 228L247 229L246 225H249L248 223L246 225H244L243 222ZM1 226V225H0ZM30 228L31 225H27ZM40 226V225H39ZM50 226V225H49ZM53 226V225H52ZM51 226V227H52ZM55 226V225H54ZM71 226V225H70ZM95 226V225H92ZM108 227V225H105ZM125 226V225H124ZM159 226V224H158ZM213 226V225H212ZM227 226V225H225ZM221 227V228H233L234 225L231 226H227V227ZM245 226V227H244ZM251 226V225H250ZM249 226V227H250ZM6 227V226H5ZM9 227V226H8ZM15 227V226H14ZM14 227H12V229H14ZM19 227V226H18ZM17 227V229H18ZM34 227V226H33ZM45 227V226H44ZM43 227V228H44ZM47 227V226H46ZM45 227V228H46ZM136 228V226H134ZM206 227H208V225H206ZM248 227L249 232H252V230H250ZM253 227H256L253 226ZM260 227H263L260 226ZM259 227V228H260ZM20 228V227H19ZM36 228V227H35ZM42 228V226H41ZM56 231V227H53ZM62 228V227H61ZM66 228V227H64ZM69 228V227H68ZM96 228L98 229V227L96 226ZM95 228V229H96ZM129 228V227H128ZM142 228V227H141ZM140 228V229H141ZM146 228V227H145ZM148 228V227H147ZM208 227V231L212 232V228L211 230H209ZM237 228V227H236ZM233 228V229H236ZM242 228V229H243ZM257 230H260V229ZM8 229L11 228H6V231L8 232ZM16 229V230H17ZM22 229V228H21ZM29 228H27L28 230ZM38 228H36L37 230ZM40 229V228H39ZM52 229V228H51ZM93 229V228H91ZM89 229V230H91ZM96 229V230H97ZM127 229V228H126ZM154 230H156L155 228H153ZM202 229V228H201ZM200 229V230H201ZM216 229V228H215ZM240 229L241 228H237ZM41 230V229H40ZM44 232V229H42ZM41 230V231H42ZM54 230V231H55ZM82 230V229H81ZM85 230V229H84ZM88 230V229H87ZM123 231V229H121ZM147 230V229H146ZM145 230V231H146ZM197 230V229H196ZM205 230V229H203ZM256 230V228H255ZM264 230V228H263ZM262 231H259L261 233H263ZM14 231V230H13ZM20 231V230H19ZM24 231V228H23ZM35 231V230H32ZM40 231V232H41ZM48 231L47 229H45V232ZM52 231V230H51ZM48 231V232H51ZM55 231V232H56ZM61 231V230H60ZM57 231V232H60ZM83 231V230H82ZM81 231V232H82ZM143 231V230H142ZM177 231V230H175ZM175 231H171L172 233H175ZM206 231V230H205ZM207 231V232H208ZM215 231V230H214ZM213 231V232H214ZM234 231V230H233ZM246 232H248L247 230H245ZM39 232V231H38ZM47 232V233H48ZM56 232V233H57ZM76 232V231H75ZM96 232V231H95ZM180 232V231H179ZM182 234H185V232L182 230ZM200 232V231H199ZM203 232V231H202ZM208 232L209 234H213V232ZM224 232V231H223ZM244 232V230H243ZM254 232V230H253ZM11 235H13L12 232ZM7 233V234H9ZM16 233V232H14ZM21 233H24L21 231ZM26 233V230H25ZM54 233V232H52ZM66 233V232H65ZM72 233V232H70ZM129 233V232H128ZM136 233V232H134ZM149 233V231H148ZM208 233H205L206 235ZM228 233H230L228 231ZM245 233V232H244ZM33 234H35L37 236L38 233L33 232ZM43 234V233H40ZM39 234V235H40ZM46 234V233H45ZM45 234H44V238H45ZM55 234V233H54ZM83 234V233H82ZM138 234V232H137ZM247 234V233H246ZM250 235H252L251 233H249ZM256 234V232H254V235ZM6 235V233H5ZM5 235H3L5 237ZM26 235H29L28 233ZM25 235V236H26ZM69 237L70 235L67 234ZM94 235L95 237V233L90 234ZM129 235V234H127ZM135 235V234H134ZM143 235V234H141ZM151 235V234H150ZM174 235H178L177 234H173ZM181 235V234H180ZM179 235V236H180ZM199 236V234H196ZM196 235H193L196 239ZM200 235H204L203 233ZM215 235V233H214ZM213 235V237H215ZM220 235V234H219ZM224 235H227V233H225ZM233 235V234H230ZM236 235V234H235ZM238 235V233H237ZM240 235V234H239ZM257 235V234H256ZM262 241L264 238V234H262ZM8 236V235H6ZM17 233L16 235H14V237L17 239ZM34 236V235H32ZM42 236V235H41ZM54 236V235H51ZM62 236V234L60 235ZM67 236V237H68ZM86 236V234L81 238H84ZM136 236V235H135ZM134 236V237H135ZM210 236V235H209ZM207 237L206 239L209 238V242H210V238L211 237ZM222 237L221 241L224 240L225 236L220 235ZM228 236V235H227ZM226 236V237H227ZM241 236V235H240ZM239 236V237H240ZM248 236V234H247ZM43 237V236H42ZM50 237V236H48ZM63 237V236H62ZM79 237V236H77ZM79 237V238H80ZM88 237V236H87ZM150 237V236H149ZM168 237V235H167ZM205 237V235L203 236ZM216 236L214 238V240L217 239ZM245 237V236H244ZM243 237V240H245V238ZM252 236H248V239L251 238ZM254 238L256 236H253ZM8 237H5L6 240ZM15 238H12V242L15 243L16 241ZM21 238V237H20ZM73 238V237H72ZM80 238V239H81ZM92 238V237H91ZM124 238V237H122ZM127 238V236L125 237ZM144 238H147L146 235ZM172 238V236L170 237ZM168 238V239H170ZM230 239V237H228ZM226 238V239H228ZM232 240L231 242H235L238 239H233V237L231 236ZM236 238V237H234ZM0 239H2V237H0ZM23 239V237H22ZM51 239V237H50ZM60 238H55V240L57 241ZM129 239V238H128ZM135 239V238H134ZM143 239V238H142ZM141 239V240H142ZM175 239V237H174ZM183 239V238H182ZM201 239V237H200ZM228 239V240H229ZM247 239V237H246ZM260 240V243L262 242ZM2 240V241H3ZM9 240V239H8ZM27 240H30L29 238ZM43 240V239H42ZM52 240V239H51ZM116 240V239H115ZM139 240V239H138ZM140 240V242H141ZM147 239H145L143 242H145ZM180 240V239H179ZM197 240V239H196ZM235 240V241H234ZM254 242V239H252ZM258 239L256 238V241ZM259 240L257 243H259ZM1 241V242H2ZM11 241V240H10ZM18 241V240H17ZM21 241V240H20ZM24 241V240H23ZM59 241V240H58ZM168 241V240H167ZM173 241V240H171ZM198 241V240H197ZM208 241L206 242V240L203 241V244L205 245L204 247L209 248H213L214 244H211L212 247L207 246L206 244H208ZM31 242H35V241H31ZM40 242V241H39ZM50 242V240H49ZM53 242V241H52ZM50 242V244H52L51 246L53 247V243ZM73 242V241H72ZM87 242V241H85ZM117 242V240H116ZM122 242H124L122 240ZM135 242V241H134ZM142 242V243H143ZM185 242V241H184ZM183 242V243H184ZM225 242V241H223ZM229 243V241H227ZM229 243L232 244L233 243ZM17 243V242H16ZM18 243H22V242H18ZM48 243V241H47ZM126 243V241H125ZM175 243V242H174ZM178 243V241L176 242V244ZM221 243V242H220ZM234 243V244H235ZM239 242L237 241V244ZM251 244L252 242H248V244ZM252 243V244H257ZM259 243V244H260ZM49 244V243H48ZM49 244V245H50ZM65 244V243H64ZM74 244V243H73ZM82 244V242H81ZM86 244V243H85ZM127 244V243H126ZM140 243L138 242L137 245H139ZM144 244V243H143ZM139 245L140 247H137L138 249L141 248V246L143 245ZM180 244V243H179ZM222 244V243H221ZM218 244V245H221ZM236 244V245H237ZM241 244L244 245V243L242 242ZM4 245V243H3ZM16 245V244H15ZM28 245V244H26ZM43 245L46 246V244L44 243ZM83 245V244H82ZM114 245V244H113ZM134 243H131V246H133ZM145 245V244H144ZM168 245V244H167ZM166 245V246H167ZM5 246H7L5 244ZM10 246V244H9ZM14 246V245H13ZM29 246V245H28ZM48 246V245H47ZM47 246L45 247V249L43 248L44 252L49 249L47 248ZM62 246V245H61ZM71 247L73 245H70ZM81 246L80 244L77 245ZM123 246V245H122ZM126 246V245H125ZM173 246V245H170ZM176 245H174L172 247V249L169 250L172 251L174 250V248H178L181 247V245H178L177 247H175ZM251 248V245H249ZM1 247V246H0ZM26 247V246H25ZM32 247V246H30ZM36 246H33V248ZM39 248H41V246H38ZM43 247V246H42ZM68 247V246H67ZM82 247V246H81ZM113 247V246H112ZM130 247V246H129ZM146 247H148V245L146 244ZM168 247V246H167ZM184 247V246H183ZM221 247H223V245H221ZM245 247V246H244ZM248 247V246H247ZM14 248V247H11ZM31 249V251L34 249ZM133 248H136L135 245L133 246ZM136 248V249H137ZM187 249V247H185ZM191 248V246H190ZM198 248V247H197ZM195 248V250L197 249ZM207 248H205L204 250H208ZM229 248V247H228ZM8 249V248H7ZM19 250V248H17ZM42 249V248H41ZM71 249V248H70ZM118 249V248H117ZM124 249V248H123ZM130 249V248H128ZM167 249V248H166ZM236 249V247L232 249ZM246 251H250V249L245 248ZM39 250V249H37ZM115 250V248H114ZM132 250V249H131ZM189 250V249H187ZM187 250H185V252H187ZM194 250V251H195ZM200 250V248H199ZM221 250V249H220ZM230 250V249H229ZM17 251V250H15ZM13 251V252H15ZM20 251V250H19ZM41 250H39L37 253H39V255ZM113 251V250H112ZM125 251V250H124ZM134 251V250H133ZM147 251V250H146ZM181 251V250H180ZM183 251V250H182ZM198 251V250H197ZM21 252V251H20ZM43 252V253H44ZM123 252V251H122ZM173 252V251H172ZM176 252V250H175ZM184 252V251H183ZM209 252V251H206ZM210 252H213L212 250ZM228 252V251H227ZM4 253V254H3ZM8 253L10 254L11 252L8 251ZM18 253V252H17ZM22 253V252H21ZM30 253V250H29ZM102 253V252H101ZM100 253V254H101ZM116 253V252H115ZM118 253V251H117ZM126 253V252H125ZM130 253H132L130 251ZM129 253V257L131 255L134 254H130ZM201 253V252H200ZM205 253V252H203ZM5 252H2L1 255L5 256ZM19 254V253H18ZM35 254V253H34ZM92 254V253H91ZM98 254V255H100ZM119 254V253H118ZM151 254V253H150ZM185 256L190 254L189 252L183 253ZM215 253H213V255H215ZM223 254V252H222ZM229 255L231 254V252L228 253ZM228 254L226 253L225 255L228 256ZM0 255V256H1ZM12 255V254H11ZM14 255V254H13ZM29 255V254H28ZM31 255V254H30ZM105 254H103L104 256ZM123 256V254H120ZM140 255V253H139ZM149 255V254H148ZM193 255V253H192ZM194 255H196L194 253ZM198 255V254H197ZM196 255V256H197ZM204 255V254H203ZM205 255H209V254H205ZM212 255V256H213ZM221 255V254H220ZM220 255L217 254V256L220 258ZM8 255H6L7 258ZM10 256V255H9ZM18 256V255H17ZM23 256V255H22ZM25 256V255H24ZM33 254L31 255L30 259L32 258ZM36 257V255H34ZM101 256V257H103ZM105 256H109V255H105ZM113 256V254H111V257ZM115 256H117L115 254ZM121 256V257H122ZM128 256V255H126ZM124 256V258L126 257ZM138 256V255H137ZM143 256V253H142ZM141 256V257H142ZM146 256V254H145ZM152 257V254L150 255ZM149 256V260L151 259V257ZM184 256V259L188 260L187 257ZM195 256V257H196ZM211 256V257H212ZM217 256H213V257H217ZM16 257V256H15ZM20 257V254H19ZM135 257V256H133ZM131 257V258H133ZM173 257V256H172ZM183 257V255H182ZM191 257V256H189ZM200 257V255H199ZM212 257V258H213ZM217 257V259H218ZM232 258V254L230 256ZM13 258V256H12ZM26 258V257H25ZM92 258V256H91ZM96 258V257H94ZM109 258H105L107 261V263H109ZM121 259L122 260H124ZM136 258V257H135ZM140 258V257H139ZM136 258V259H139ZM148 258V257H146ZM171 258V257H169ZM198 258V257H197ZM207 259L209 257H205L203 256L202 259ZM226 258V256H225ZM3 259V258H2ZM15 259V258H14ZM93 259V258H92ZM99 259V256L97 258V260ZM104 259V258H102ZM101 259V260H102ZM134 259V258H133ZM157 259V258H156ZM155 259V260H156ZM203 259V260H204ZM216 258H214V262L210 264H216L215 262L217 260ZM229 259V257H228ZM234 259V257H233ZM237 259V258H236ZM242 259V257H241ZM20 260V259H19ZM18 260V261H19ZM96 260V261H97ZM111 260H113L111 258ZM110 260V261H111ZM129 260V259H127ZM154 260V261H155ZM174 259H172L173 261ZM177 260V258L175 259ZM175 260L173 262H175ZM198 260V259H197ZM6 260H4L5 262ZM95 261V262H96ZM100 261V260H98ZM97 261V262H98ZM104 261V260H103ZM119 261V260H118ZM125 261V260H124ZM135 264H137L136 260ZM151 261V260H150ZM168 261H170V259H168ZM184 261V260H183ZM182 261V262H183ZM190 261V260H188ZM193 264H201L200 262L197 263L194 258H193ZM188 262V264L192 263ZM205 261H203V264H205ZM212 261V259H211ZM222 261V260H220ZM226 261V259H225ZM231 261V259H230ZM229 261V262H230ZM238 261L241 263V260L238 259L236 261V263H232V264H237ZM0 262H2V260H0ZM8 262V259H7ZM12 262V261H11ZM96 262V263H97ZM113 262V261H112ZM120 262V261H119ZM119 262H116L119 263ZM143 262V260H142ZM228 264V261H226ZM3 263V262H2ZM19 263V262H18ZM24 263V262H23ZM89 263L94 264V261L92 263V261L89 260ZM111 263V262H110ZM109 263V264H110ZM126 263V262H125ZM131 263V262H130ZM153 264H155V262H151ZM231 263V262H230ZM243 263V262H242ZM103 264V263H102ZM106 264V262H105ZM114 264V263H113ZM120 264V263H119ZM127 264L128 261H127ZM150 264V263H149ZM161 264V261H160ZM170 264V263H169ZM186 264V263H185ZM224 264V262H223Z\"/></svg>",
	"mask_w": 264,
	"mask_h": 264
}]
</instances>
